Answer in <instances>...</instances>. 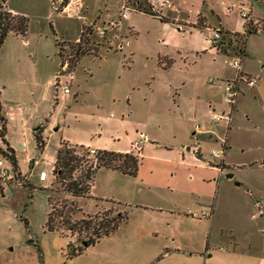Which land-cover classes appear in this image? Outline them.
<instances>
[{"label": "crops", "instance_id": "crops-1", "mask_svg": "<svg viewBox=\"0 0 264 264\" xmlns=\"http://www.w3.org/2000/svg\"><path fill=\"white\" fill-rule=\"evenodd\" d=\"M151 1L145 0L149 10H132L125 18L132 13H143L165 25L172 24L174 31L183 36L198 34L201 39L195 43V49L191 52H195L196 57L200 58L213 56L215 63L212 66L218 69L220 76H211L206 83L200 79L183 78L182 82H166L163 88L157 89L154 84L152 87L149 85L147 91L142 93L143 97L147 96L146 104H142L144 107L138 103L137 97H133V92L137 89L132 87L125 96L127 111L122 112L121 117L111 113L104 118L107 123L117 127L115 131L106 135L107 128L101 127L90 135L63 136L49 159L48 143L44 138L48 126L40 123L39 126L34 124L30 127L25 119L22 137H14L12 118L16 114L23 118L24 111L20 106H8L2 89L0 100L3 114L7 118L6 140L14 149L18 168L14 169L11 160L1 152L5 144L2 138L0 162L2 167H5L6 162L12 174L21 179L22 183L17 179L9 180L1 176L0 180L15 181L30 190L34 186L31 191L41 190L46 193L48 200V193L37 188L33 178L46 171L45 180L39 177L40 187H46L42 182L49 177L56 178V154L62 141L83 144L90 149L131 152L139 158L136 175L113 167H100L90 193L79 196L81 209L86 214L98 212L102 208V205H98L100 202H112L121 207L118 212H123L126 218L115 231L101 237L75 256L69 255V245L74 244L71 235L59 229L48 230L46 227L50 211L48 201L44 236L48 237L49 244L54 240V246L44 247L42 264H264V160L260 165L245 160L235 162L231 153L235 145L233 136L238 127V119L245 117L250 121L252 114H264V64L259 70H254L251 65L247 42L249 35L255 32H248L246 21L241 15V6L250 10L253 20L263 19L264 14L255 15L252 4L249 7L245 4L227 7V14L235 9L240 12L244 26L241 31L228 28L220 19L215 24L203 13H199L194 21H184L172 0H153L154 4ZM130 29V35H135L134 26ZM216 29H221L226 34L221 45L212 42ZM235 33L246 39L245 44H241L243 49L240 48L239 53H232L227 48V43H230L227 41L228 35L233 38ZM28 34L29 31L23 37L26 38ZM124 40L127 42L128 36ZM123 47L124 43L120 51H123ZM231 55L234 58L231 59ZM220 56L229 61L225 69L217 61ZM237 58L241 59L242 71L248 76L256 77L257 82L250 85L247 81H242L236 103L231 108L225 100V87L226 81L236 77L238 73L231 65ZM187 59L181 50L176 49L159 54L156 61L160 70L174 72L179 65L186 67ZM130 62H133L132 58ZM63 63L59 56V73ZM57 75L55 73L52 76L55 88L54 109L63 105V98L59 94L61 88L57 89L55 86ZM71 87L69 93L63 91L64 96L68 97L72 93ZM80 92L74 94V100L81 96ZM158 106L161 108L160 113L154 108ZM160 115H167L171 121L161 126L157 121ZM75 119L78 117L75 116ZM45 122L49 123V118H45ZM133 125L142 129L134 128ZM38 129H41L46 142L42 149L37 143ZM29 130L33 147L28 146ZM141 140L144 141L137 151L133 145ZM240 147L241 155L246 154L245 146ZM207 149L210 157L205 155L209 153ZM21 150L29 163V171L26 173L20 166ZM213 152L222 156L215 157ZM42 162L51 164L50 171L44 168L36 173ZM193 171L200 177L196 182ZM209 174L211 178H207ZM182 175H187L188 180L182 181ZM190 175L192 179H189ZM26 180L30 183H26ZM3 189L0 184V190ZM25 224L27 225V221ZM20 245L25 250L21 256L13 254L15 246L9 249V254L5 250L9 257H15L6 264H40L42 247L32 235L29 234ZM62 247H66V251L63 249L64 253L60 254Z\"/></svg>", "mask_w": 264, "mask_h": 264}, {"label": "rangeland", "instance_id": "rangeland-1", "mask_svg": "<svg viewBox=\"0 0 264 264\" xmlns=\"http://www.w3.org/2000/svg\"><path fill=\"white\" fill-rule=\"evenodd\" d=\"M125 1L8 0L5 3L6 10H11L14 14H24L29 19L28 36L25 38L23 35L10 31L12 33L8 34L0 50V87L4 90V100L8 106H20L24 111L23 118L18 117V114L12 118V134L14 137L19 135L22 137L25 119L30 127L34 124L39 126L40 123L47 125L44 138L48 143V159L63 136L85 133L90 135L101 127L107 128L106 135L115 131L117 127L107 123L104 118L111 113L121 117L122 112L127 111L128 102L125 96L132 87L137 89L133 92V97H137L138 103L144 107L142 104L145 103L147 96L143 97L142 93L147 91L149 85L152 87L154 84L157 89L163 88L166 82H182L183 78L185 80L200 79L206 83L209 77L220 76L218 69L212 66L215 63L213 56L207 55L200 58L196 57L195 52H191L201 36L198 34L183 36L174 31L172 24L165 25L162 21L143 13H132L128 18L121 19L120 11ZM137 1L139 7L149 10L145 0ZM172 1L184 21H194L199 13H203L215 24H218L220 19L228 28L241 31L244 26L240 12L235 9L227 14V7L233 8L241 4L249 7L252 4L255 15L264 14V0ZM11 22L19 24L18 19ZM132 26H134L135 35H130ZM101 28L107 31L104 35L99 33ZM127 36L129 40L126 42L127 39L124 40V38ZM231 37V35L228 36V42ZM25 39L27 42H24ZM123 43V51H120ZM227 44V48L232 53H239L242 47V42L235 40V37ZM176 49L181 50L188 57L186 67L179 65L174 72L160 70L157 67V56ZM59 50L62 53L61 60L68 62V70L62 72L67 76L61 79L69 87L72 86V93L67 97L64 96L63 89L59 90L63 105L54 109L55 88L52 76L55 73L59 74ZM247 52L253 69L259 70L258 68L264 64L263 34L249 35ZM232 58L234 55H231ZM217 61L224 69L229 64L224 56H220ZM78 91L82 94L74 100L73 96ZM154 108L160 113L159 106ZM75 116L78 119L74 120ZM45 118H49L50 122L46 123ZM157 121L162 126L171 120L167 115H160ZM237 124L238 127L235 128L233 136L235 145L231 152L233 160L235 162L245 160L260 165L259 163L264 160V114H252L250 121L241 117ZM133 127L142 129L137 125ZM38 130L39 133L41 129ZM27 138L28 146L33 147L30 130ZM3 145L4 150L9 154L12 153L6 143ZM240 145L245 146L246 154L241 155ZM208 152L205 155L210 157V151ZM20 156L21 169L26 173L29 171L27 156L22 150ZM4 166L12 173L6 162ZM50 166L49 163H43L37 167L36 173L44 168L50 171ZM81 174L80 169L75 170V176ZM193 174H195L196 182L200 177L194 171ZM187 178V175H182L181 180L185 182ZM207 178H211V174ZM189 179H192L191 175ZM33 181L37 184L36 187L40 188L39 174L33 178ZM26 183L29 184V180H26ZM43 183L50 190L59 210L67 200L76 201L81 208L80 198L65 192L57 177L55 179L49 177ZM0 184L4 187L2 191L0 190V263L6 264L7 261H13L14 255H23L25 250L20 243H23L29 234L42 247L44 261V247L53 248L54 246V240H51L52 244H49L48 237L44 236L43 227L49 210L46 193L39 189L32 192L28 187L15 181L0 180ZM31 193H33L32 197ZM98 205H102L98 212L87 214L82 209L70 212V209L66 207L65 213L61 216L58 210L54 214V224L59 230L71 235L74 245L80 243L79 239H89L91 236L94 238L96 237L95 228L103 232L101 222L108 223L109 220V223H112V217L121 210L120 206L112 202H100ZM66 214L71 216L72 223L88 219L91 215H99V217L93 218L89 229L85 228L82 222L78 224L76 230H70L69 224L65 221ZM14 246V255L9 257L7 253L9 254V249ZM63 249L66 251V247L59 250L60 254Z\"/></svg>", "mask_w": 264, "mask_h": 264}, {"label": "trees", "instance_id": "trees-1", "mask_svg": "<svg viewBox=\"0 0 264 264\" xmlns=\"http://www.w3.org/2000/svg\"><path fill=\"white\" fill-rule=\"evenodd\" d=\"M8 0H0V50L2 45L5 42L7 35L10 31H14L16 34L25 35L29 30V19L24 14H14L11 10L5 9V3ZM19 20V24L16 25L12 23V20ZM227 33V32H226ZM226 38V37H225ZM224 38V39H225ZM82 38H80L81 40ZM232 37L230 38V42ZM235 40L242 42V45L245 44L246 39L240 36L239 33H235ZM243 49V46L241 47ZM78 53V52H77ZM59 56H62V53L59 51ZM1 92V87H0ZM0 123L1 130L0 136L3 141L7 144L8 149L12 153H8L6 150L1 149V152L7 156L14 165V169L18 168L17 158L14 154V149L10 147L8 141L6 140L7 133V118L3 114V105L0 100ZM38 147L40 149L44 148L46 145L45 139L42 136V132H37L36 134ZM93 156V157H92ZM119 161L115 163L114 161ZM139 158L131 152H116L105 149H95L94 152H91L89 147H86L83 144H72L67 141H62L60 146L57 149L56 162L54 167V173L58 179V182L64 187L63 190L67 193H71L75 197L87 196L93 185V181L96 175L97 170L100 167H113L122 170L123 172L136 175L139 168ZM81 170L82 174L80 176H75V170ZM35 187L31 186V190ZM48 193V201L50 204V211L48 213V218L46 222V227L48 230H56L58 227L54 224V214L58 211L59 207L54 202V197L51 195L50 190L47 187H40ZM31 197L33 194H30ZM63 204V203H62ZM61 204V205H62ZM68 207L70 212H76L81 210L77 205L76 201H66L62 205V209L59 210V215L65 213V209ZM65 221L69 224L68 228L70 230H76L78 224L83 222L85 228H91L92 220L94 217H99V215H91L88 219H82V221H76L72 223V218L70 215H65ZM126 218V215H122L119 212L116 216L112 217V223L101 222L100 226L104 228L103 232L96 230V237H89V239L80 240V243L77 245L70 244V253L69 255L75 256L85 250L88 246L94 244L101 237L110 234L115 231L119 224ZM40 251V248L38 249ZM42 255L40 254V264H42Z\"/></svg>", "mask_w": 264, "mask_h": 264}, {"label": "built area", "instance_id": "built-area-1", "mask_svg": "<svg viewBox=\"0 0 264 264\" xmlns=\"http://www.w3.org/2000/svg\"><path fill=\"white\" fill-rule=\"evenodd\" d=\"M154 4V1H151V4ZM165 3L170 6V3L165 1ZM132 10H142L141 7H139V2L137 0H126L125 3L122 5V11L120 16L122 18H125L128 16L129 12ZM241 15L246 21L248 32H255L258 34L264 35V18L259 20H253L250 14V10L248 8H244L241 6ZM106 29L101 28L99 30V33L101 35H104L106 33ZM228 35V34H227ZM230 36V35H228ZM224 37H226V34L221 29H216L213 33L212 42L214 44L221 45L223 42ZM68 61V60H67ZM231 65L238 70V73L236 77L228 79L226 81V87H225V100L232 108L233 105H235L238 94L240 92V83L242 81H247L250 85H254L257 82L256 77L248 76L242 71V62L240 58L235 59L231 62ZM64 70H68V62H64L61 68L60 73L56 77L55 86L57 89L61 88L66 93L70 92V87L67 85V83L64 82L62 77L66 76L67 74L62 72ZM144 141V140H143ZM137 141L134 143L133 147L137 151L141 149V143L143 142ZM95 149H91V152H94ZM215 157H221L222 155L218 152H213ZM0 176L2 178H8L9 180L17 179L19 183H22L21 179H18L16 176H14L12 173L9 172V170L6 167L1 166L0 162ZM41 180H45L47 178L46 171H42L39 175ZM7 179V180H8Z\"/></svg>", "mask_w": 264, "mask_h": 264}]
</instances>
